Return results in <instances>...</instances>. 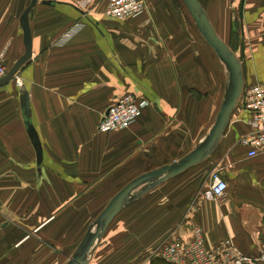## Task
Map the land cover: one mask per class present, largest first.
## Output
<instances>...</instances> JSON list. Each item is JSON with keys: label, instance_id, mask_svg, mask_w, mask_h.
Returning <instances> with one entry per match:
<instances>
[{"label": "crops", "instance_id": "crops-1", "mask_svg": "<svg viewBox=\"0 0 264 264\" xmlns=\"http://www.w3.org/2000/svg\"><path fill=\"white\" fill-rule=\"evenodd\" d=\"M143 1L142 16L119 21L106 16L108 0H38L32 60L0 89V264L66 262L119 191L188 154L213 126L223 65L180 0ZM199 1L224 42L230 21H241L246 86L264 87V0ZM31 2L0 0V60L8 69L25 52L20 20ZM22 86L42 161L24 125ZM125 94L147 102L139 118L123 131H99ZM243 102L212 157L125 207L88 264H149L146 253L196 226L207 250L230 238L245 255H260L264 156L249 158L237 146L249 130ZM214 170L228 184L220 203L203 196Z\"/></svg>", "mask_w": 264, "mask_h": 264}, {"label": "water", "instance_id": "water-1", "mask_svg": "<svg viewBox=\"0 0 264 264\" xmlns=\"http://www.w3.org/2000/svg\"><path fill=\"white\" fill-rule=\"evenodd\" d=\"M31 4L21 14L20 29L23 31V44L25 52L22 54L17 62L8 69V73L0 80V89L11 83L17 78L21 71L27 67L32 60L33 43L32 31L30 29V21L32 13L35 9L38 0H31ZM185 8L188 10L193 23L199 32L200 37L209 45V48L216 54L220 64L223 65L225 74V88L223 101L220 104V110L214 118V124L204 138L199 142L196 147L188 154L175 160L169 165L162 166L141 176L135 178L126 187L119 191L114 199L103 208V211L98 217L91 222V225L86 234H84L81 243L74 250V254L62 264H88L94 254L95 248L101 243L104 233L111 225V222L116 218L125 207L142 200L147 193L157 189L162 184L183 175L189 169L199 165L200 163L208 160L217 151L225 131L229 128L231 116L237 108L243 96V90L246 87L244 78L243 64L236 54L228 48L216 33L214 27L209 21V16L206 10L202 7L199 0H182ZM44 4L54 6V1H45ZM21 103L22 114L25 118V128L31 137L30 141L35 145L38 161H42V145L38 140V135L33 128L30 121V104L27 100V89L25 86L21 87Z\"/></svg>", "mask_w": 264, "mask_h": 264}, {"label": "built area", "instance_id": "built-area-1", "mask_svg": "<svg viewBox=\"0 0 264 264\" xmlns=\"http://www.w3.org/2000/svg\"><path fill=\"white\" fill-rule=\"evenodd\" d=\"M146 4L143 0H108L106 16L125 21L142 16ZM6 65L0 60V80L8 73ZM264 87L255 83L243 90V106L249 112L247 121L249 130L237 141V146L248 150V157L264 156ZM147 102L139 101L132 94H125L110 106L99 122V131L112 133L123 131L139 118L142 108ZM210 178V185L204 191V198L215 199L217 203L223 201L228 187L227 182L220 177L219 171L214 170ZM202 229L194 227L185 236H171L165 238L151 253L150 257H161L172 264H260L264 262V250L257 258H251L242 253L228 238L216 245L212 250L205 248ZM188 235V237H187Z\"/></svg>", "mask_w": 264, "mask_h": 264}, {"label": "trees", "instance_id": "trees-1", "mask_svg": "<svg viewBox=\"0 0 264 264\" xmlns=\"http://www.w3.org/2000/svg\"><path fill=\"white\" fill-rule=\"evenodd\" d=\"M182 0H180L181 2ZM182 5L184 6V3L183 1L181 2ZM241 7V6H240ZM240 12V15H241V12H242V7H241V10H239ZM234 19V18H233ZM233 19L230 21V29H229V32H228V36H229V39L228 41L226 42V44L228 45V48L230 50H232L236 56L240 59V62L241 60H243V55L245 54L244 53V45L242 44V41H241V36H240V32H241V21L238 19L234 20ZM8 70V68H7ZM242 98L240 100V102H242ZM240 102H238L240 104ZM238 105V104H237ZM238 107V106H237ZM209 160V159H208ZM211 160V159H210ZM205 162V161H204ZM203 163V162H202ZM200 163V164H202ZM199 164V165H200ZM149 256V255H148ZM150 261H149V264H172L166 260H164L163 258L161 257H150Z\"/></svg>", "mask_w": 264, "mask_h": 264}, {"label": "rangeland", "instance_id": "rangeland-1", "mask_svg": "<svg viewBox=\"0 0 264 264\" xmlns=\"http://www.w3.org/2000/svg\"><path fill=\"white\" fill-rule=\"evenodd\" d=\"M233 1L234 0H202V2L206 5V4H208V2H210V4H212V3H219V4H223V3H225L227 6H229V5H231V4H233ZM180 2V1H179ZM182 2V1H181ZM180 2V4H182ZM187 10V9H186ZM187 14H188V12H187ZM218 14V13H217ZM188 19L189 20H191V18H190V15H189V17H188ZM215 23V25H216V22H214ZM195 25V24H194ZM194 30H195V32H197V29H196V27L194 26ZM217 31L220 33V34H222L221 33V29H219V28H217ZM197 34H198V32H197ZM197 36H199V35H197ZM201 38V37H200ZM202 40V39H201ZM227 41H228V39H227ZM213 52V51H212ZM7 67V66H6ZM7 69V68H6ZM18 78V77H17ZM15 80V79H14ZM200 227V226H199ZM185 233H189V231L188 230H185V232H184V234ZM148 254H150L149 252L148 253H146L145 255H144V261H143V263L145 262V263H147V262H149L150 261V258H149V256H148ZM71 257V256H70ZM257 258V257H256ZM67 261V260H66ZM65 263V262H64Z\"/></svg>", "mask_w": 264, "mask_h": 264}, {"label": "bare ground", "instance_id": "bare-ground-1", "mask_svg": "<svg viewBox=\"0 0 264 264\" xmlns=\"http://www.w3.org/2000/svg\"><path fill=\"white\" fill-rule=\"evenodd\" d=\"M203 7V6H202ZM190 15V14H189ZM209 19V18H208ZM210 21V20H209ZM195 24V23H194ZM212 24V23H211ZM196 26V25H195ZM213 26V25H212ZM216 31V30H215ZM217 35H218V33H216ZM219 36V35H218ZM220 37V36H219ZM211 51V50H210ZM215 56H216V54H215ZM16 79V78H15ZM148 173V172H147ZM74 254V253H73ZM72 256V255H71ZM70 258V257H69ZM68 258V259H69Z\"/></svg>", "mask_w": 264, "mask_h": 264}]
</instances>
